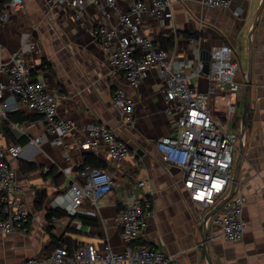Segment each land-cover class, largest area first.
Masks as SVG:
<instances>
[{
  "label": "crops",
  "instance_id": "0c3cea01",
  "mask_svg": "<svg viewBox=\"0 0 264 264\" xmlns=\"http://www.w3.org/2000/svg\"><path fill=\"white\" fill-rule=\"evenodd\" d=\"M136 1L151 4V0H116V6L126 11ZM170 2L172 21L142 13L140 30L155 45L174 49L175 58L185 60L182 72L200 93L208 89L206 74L197 70L201 52L210 53L213 46L229 44L239 60V53L249 55L251 39L248 133L235 189L246 199L242 238L227 242L209 222L206 248L202 246V218L209 210L203 211L189 201L182 188L181 169L163 161L156 148L157 138L171 133L173 121V117L163 113L164 81L156 71H150L138 88L128 86L124 73L109 64L113 46L105 49L92 35L100 18L95 6L86 5L77 18L64 5L49 8L45 0H23L22 5L8 10L6 21H0V62L7 63L11 53L21 51L34 66L32 77H45L48 89L56 93L57 115L71 118L77 132L74 137L54 141L39 114L4 92L0 107L13 117L9 121L14 126L0 120V137L6 145L18 142L24 146L11 165L30 220L25 234L0 232V264H17L31 256H45L44 249H49L51 237L67 238L73 247L92 243L100 250L109 245L113 251L121 252L125 243L114 216L122 200L130 201L136 196L148 199L152 208L138 243L163 248L174 255L173 264H208L205 251L213 264H264V0H230L227 8L207 7L202 0ZM106 22L115 25L117 15ZM245 72L236 77L241 87L238 105L243 98ZM6 78L7 74L0 73V81ZM117 89L124 90L133 102V125L127 124L113 106ZM237 107L230 123L232 132ZM95 121L113 129L117 138L128 145L130 155L114 164L104 152L101 159L91 154L108 169L116 186L99 200L98 208L85 201L77 210L76 214L91 218L89 223L70 217L66 207L71 182H83L77 162L89 154L80 151L76 142L83 139V128ZM35 137H39V142L31 143ZM28 164L35 168L28 170ZM50 168L55 175L48 174ZM138 180H144L145 185L138 187ZM37 191L46 194L40 208L35 205ZM50 210H57L60 215L47 219Z\"/></svg>",
  "mask_w": 264,
  "mask_h": 264
},
{
  "label": "built area",
  "instance_id": "2783aa9c",
  "mask_svg": "<svg viewBox=\"0 0 264 264\" xmlns=\"http://www.w3.org/2000/svg\"><path fill=\"white\" fill-rule=\"evenodd\" d=\"M22 3L23 0H9L4 4L0 21H6L8 10ZM45 3L49 8L64 5L77 18L81 17L86 5L95 6L100 18L92 29V35L105 49L113 46L109 52V64L124 73L129 87L138 88L152 70L163 79V113L173 117V121L171 133L158 137L156 148L163 161L174 163L181 169L182 188L189 201L203 211L212 209L229 191L233 152L238 149L237 137L230 130L241 91L236 81L240 62L233 48L229 44L211 47L206 74L208 89L200 93L182 72L185 60L175 58L174 49L166 50L155 45L140 30L142 13L172 21L174 14L170 0H151L149 5L136 1L126 11L117 8L116 0H45ZM202 3L211 8H227L230 0H202ZM114 14L117 15V23L109 26L106 21H110ZM32 48L36 51L34 46ZM33 67L21 51L11 53L7 63L0 62V73L7 74V78L0 81V100L7 92L26 109L39 114L46 132L53 135L54 141L74 137L77 132L74 121L57 115L58 97L48 89L45 77H32ZM197 70H202L201 64ZM113 106L127 124L133 125V102L124 90H115ZM0 120L14 126L1 107ZM83 134V139L78 140L76 146L84 153L101 159L104 152L109 162L114 164L121 163L130 155L126 142L118 139L114 130L104 123L95 121L85 126ZM39 140L35 137L30 142L38 143ZM23 148L18 142L6 145L0 137V232L5 234L28 232L30 214L11 165ZM77 168L83 182H71L66 207L70 216L75 215L85 201L98 208L99 200L116 186L106 167H94L80 160ZM144 185V180L137 181L138 187ZM245 202V196L235 192L211 216L209 222L223 240L236 242L242 238ZM151 210V203L145 197L122 200V206L114 216L125 243L121 252L113 251L109 245L100 250L92 243H79L72 248L56 246L46 256H31L17 264H173L174 255L163 248L138 243Z\"/></svg>",
  "mask_w": 264,
  "mask_h": 264
},
{
  "label": "water",
  "instance_id": "95a60500",
  "mask_svg": "<svg viewBox=\"0 0 264 264\" xmlns=\"http://www.w3.org/2000/svg\"><path fill=\"white\" fill-rule=\"evenodd\" d=\"M255 24H256V21L251 31L253 30ZM248 46H249L248 65H247L246 72L243 73V86H244L243 111H242L241 122H240L239 130H238L239 150L237 149V154L234 159L232 179H231L230 188H229L227 195L223 199H221L212 209H210L202 218V246L204 248H206V244H207L206 231H207V226H208L211 216L215 212H217L220 209V207L229 198L232 197V195L235 192L236 185L238 183L241 159H242V155L244 151V131L246 128V124H247L248 117H249V111H250L251 76H252V53H251L252 44H251L250 38L248 41ZM209 59H210V53L208 51H202L200 55V62L202 66V72L205 74H207L209 70ZM205 256H206L207 263L213 264L210 258V255L207 251H205Z\"/></svg>",
  "mask_w": 264,
  "mask_h": 264
},
{
  "label": "trees",
  "instance_id": "16d2710c",
  "mask_svg": "<svg viewBox=\"0 0 264 264\" xmlns=\"http://www.w3.org/2000/svg\"><path fill=\"white\" fill-rule=\"evenodd\" d=\"M9 0H0V11H1V9L3 8V6H4V4H6L7 2H8ZM161 47L162 48H164V49H166L167 50V48L165 47V46H163V45H161ZM9 116V117H8ZM7 116V118L9 119V120H12L13 121V117L11 116V115H8ZM12 118V119H11ZM8 131L6 130V133H7ZM84 162L85 163H90V165L91 166H94V167H102V165L100 164V163H98V162H96L95 161V159H94V157L91 155V154H86L85 156H84ZM27 169L29 170V169H33V168H35V165H33V164H28L27 166ZM48 174H51V175H53V173H54V175H55V170H54V172H53V169H48ZM55 177V176H54ZM57 177L59 178V176L57 175ZM57 177H55V179L56 180H58V178ZM46 198V194H45V192H43V191H37L36 192V201H35V205H36V208H40V206L42 205V203H43V201H44V199ZM60 214H59V212L57 211V210H50L49 212H47V219H50L51 218V216H59ZM70 217H72V218H80L82 221H84V222H89V223H92V220H91V218L90 219H88V218H86V217H84V216H82V215H78V214H75V215H73V216H70ZM50 247H49V249H44V254H46V255H48L49 253H48V250H49V252L54 248V247H56V246H66V247H68V248H72L73 247V243H72V241H70L69 239H67V238H59V239H55L54 237H51V240H50V245H49ZM45 255V256H46Z\"/></svg>",
  "mask_w": 264,
  "mask_h": 264
},
{
  "label": "rangeland",
  "instance_id": "374dc122",
  "mask_svg": "<svg viewBox=\"0 0 264 264\" xmlns=\"http://www.w3.org/2000/svg\"><path fill=\"white\" fill-rule=\"evenodd\" d=\"M238 57H239V62H240V69L237 71L236 77L241 75V72L246 70L247 69V65H248V55L247 54H244V53L240 54L239 53ZM242 94H243V98H244V86H243ZM243 98H242V101L240 100L241 104L238 105V107H237L238 116H237L236 125H235L236 127L233 129L234 133H235V135L237 137L236 144L238 143V130H239V125H240V122H241V116H242V111H243ZM248 122H249V117H248L247 124H248ZM247 124H246V128H245V131H244V151H245V148H246L247 133H248ZM238 150H239V146H238ZM244 151H243V154H244ZM236 153H237V150H235L233 152V158L234 159L236 157Z\"/></svg>",
  "mask_w": 264,
  "mask_h": 264
}]
</instances>
